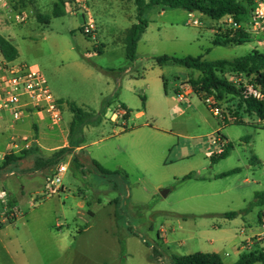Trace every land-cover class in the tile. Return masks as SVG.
<instances>
[{
    "label": "rangeland",
    "instance_id": "374dc122",
    "mask_svg": "<svg viewBox=\"0 0 264 264\" xmlns=\"http://www.w3.org/2000/svg\"><path fill=\"white\" fill-rule=\"evenodd\" d=\"M60 6L62 16L55 17L47 6L45 19H36L28 27L11 21L15 30L28 34L21 45L22 59L45 75L59 98L67 126L73 114L66 104L90 109L85 103L92 102L95 90L102 89L111 104L104 119L108 133L103 137L111 134L113 110L122 104L118 95L112 98L107 94L112 76L123 89L124 104L132 108V116L123 119V127L119 122L118 127L125 131L123 141L98 142L101 135L87 137V143L94 144L81 153L85 157L83 171L70 168L68 181L78 184L76 197L88 203L84 209L77 208L72 198L62 208L59 195L42 196V175L26 173L19 180L21 175L10 174L15 167L3 162L0 264H173L172 255L203 250L207 238L191 236V230L208 229L211 222L219 225L224 214L248 209L255 191L264 190V123L247 112L239 97L227 96L222 101L223 113L225 118H233L236 110L237 119L247 123L223 122L196 95L177 102L174 85L184 67L172 62L159 65L157 57L233 60L254 50L264 53V34H249L240 45H223V38L207 28L210 20L203 14L195 12L206 27H194L188 24V11L155 6L143 14L148 28L136 60L131 61L126 57L121 27L127 26L126 14L132 7L122 12L115 5L110 16L99 18L97 33L105 45L99 53L98 41L83 33L82 16L74 14L68 3ZM99 67L116 73L106 74ZM230 72L221 75L225 78ZM198 78L192 76L189 82ZM138 112L143 115L135 117ZM216 129L231 147L226 158L213 162L218 154L213 145ZM104 150H114L112 157L123 158V170L117 175L105 176L93 163L94 157H103ZM253 158L259 164L251 165ZM204 166L207 171L202 175L216 174V179L182 181L188 175L195 178L192 170ZM235 168L240 171L220 177ZM163 190L169 193L163 196ZM259 210L254 207L228 219L231 232L255 227ZM162 238H167L166 244ZM3 243L10 248L11 257ZM258 247H262L260 242L252 248Z\"/></svg>",
    "mask_w": 264,
    "mask_h": 264
},
{
    "label": "crops",
    "instance_id": "0c3cea01",
    "mask_svg": "<svg viewBox=\"0 0 264 264\" xmlns=\"http://www.w3.org/2000/svg\"><path fill=\"white\" fill-rule=\"evenodd\" d=\"M61 1L62 0H5L4 2H0L1 3L0 4V35L6 38L7 40H9L17 48L19 52L18 58L10 62L11 64L25 63V60L22 59L21 45L28 36V34H26L25 32H22L21 30L17 31L11 26L13 25L11 21H13L15 25L19 26L18 24L15 23V19H14L15 14L22 10H32L33 15L30 18V20L26 24L19 26L22 28L28 27V25H31L33 21L36 19H40V20L45 19L43 16V11L46 9L47 6L52 7L53 15L56 12V10L58 14H61L63 10L56 9L57 8L56 6H59V8H61L60 6L62 4ZM87 1L90 7L92 8L93 16L97 21L98 28L100 27L99 18L100 17L103 18V16H110L111 10L115 5L122 12L131 9L132 7V11L129 13L127 12L126 14L127 17L125 21L127 20V26L124 28L123 26L121 27L123 34L122 42L124 44V37L126 30L138 22L137 8L133 0H116L115 4L110 2V0H87ZM79 21L81 24L82 19L79 18ZM144 35L145 33L143 34V36ZM143 36L138 42V46L139 43L142 41ZM98 43L99 46L96 47V49H100V51H102V49L104 50L105 45L101 39V35H98ZM0 59H3V57L0 56ZM193 71L194 70L187 69L185 67L179 69L180 77L178 78V81L174 85V91L176 92V94L180 91V88L183 84L189 82L190 77L193 76L197 78L200 76V73L198 71H196L197 72L196 75L192 73ZM115 73L116 72H114L113 74ZM113 78L114 77L112 76V78H109L110 80L108 79L109 82L106 89L107 94L110 95L112 98L114 97L117 88V83L115 81L116 78L114 79ZM162 82H165L164 78H162ZM191 96H193V94H191L189 98H191ZM56 98L59 99L58 97ZM118 100L122 102L121 106L128 111V116L124 118V120H129L132 116V108L124 104L125 100L123 99V89H120V92L118 94ZM176 100L177 102H179L178 99ZM85 104L87 107L91 106L89 107L90 109H87L86 111L89 110L88 112L93 113L94 121L83 128V135L81 140L82 143L80 145H76L75 143L71 142L69 139V128L72 119L68 123L69 124L68 126L64 118L62 124L59 127L52 128L48 123L47 116L37 112L32 108H26V113L24 117L16 122L13 121L11 114L8 112H3L0 118V150L1 151L8 150L14 138L26 137V138H34L35 140V142L32 144V147L36 149L33 154L24 155L22 154L23 151L20 152L16 151L12 154V156H15L19 159L12 162L9 165H5V166L15 167V169L11 171L10 173L11 175L19 174L21 175L19 180H22L24 178V174L26 173H29L31 175L40 174L42 175V184L44 187L47 179H49L53 174V171L57 166V164L66 163L68 165V171L63 177L64 191L62 194L58 196L59 199L61 200L60 202L62 204V208H65L66 201L69 200L70 198L73 199L72 201L76 202V207L79 209H84L86 206H88V203L85 200L83 199L80 200V198L76 197L75 193L80 191L78 184L75 181L73 182L68 181V173L72 166L81 172L84 169L83 161L85 157L83 158L81 153L84 150L88 149L90 146H92V144H94V143L88 144L87 137H92L94 135H101L102 138L99 139L98 142L111 140V139H115V141L120 142L123 141V133L125 132L123 131V128L118 127L120 121H122L120 126L123 127V118L112 115L110 119L111 134L107 135L106 137H103L104 132L105 133L107 132L106 127H108L107 126L108 124L104 121L105 113H107L110 110L111 104L109 102V98L104 95L102 89L95 90V96L93 101L87 102ZM66 105L69 109V105L68 104ZM236 112H237L236 110L232 112V114L234 115L233 117L234 121L240 123H247L246 120H244L243 122L239 121V119H237V116L234 114ZM142 115L143 112H138L135 114V117H140ZM71 116L73 118V115ZM218 130L220 129H216L215 131H213V133L215 132L219 133L217 132ZM63 148H70L72 152L66 155L65 158L61 159L60 162L57 163L56 165L46 166L45 161L51 158L54 152ZM118 150L122 151L120 146ZM114 152L115 151L112 150V152L108 153L107 150H104L102 153L103 157L101 158L94 157L93 163H97L101 168L110 172L123 170V158L112 157L115 155ZM86 159H91V158H86ZM2 164L3 162L0 163V169L2 167H5L2 166ZM109 164L115 167H110ZM206 171H207L206 166L200 169L192 170V173L196 172V175L195 178H190L189 181H195V182L206 181L207 180L206 178H209V180L212 181L216 179V177L218 176L216 174L213 175L211 174L209 175V177H204V175L202 174L203 172ZM5 192L7 193V191ZM256 192L257 191H255V193ZM15 209L17 210L16 206ZM89 213L92 215L90 210ZM263 215H264V206H260V210L258 212V224H256L255 227H250V226L242 227L238 232L235 233L231 232V228L228 225L232 221H229L228 220L229 218H225V220L221 221L219 225H216L214 222H211L208 226V229L191 230L190 234L191 236H199L200 239H202L203 237L207 238V241L202 244L204 246V249L199 252L216 253L220 255V257L222 258L225 264L227 259L231 260L229 264H234L239 259L240 255L244 252L241 246L245 241V239L258 236L264 232ZM3 226L4 224L0 221V229L3 228ZM161 240H162V244H166L167 238ZM2 245L5 252L8 255L10 254L11 257L10 248L6 246V244L4 243Z\"/></svg>",
    "mask_w": 264,
    "mask_h": 264
},
{
    "label": "trees",
    "instance_id": "16d2710c",
    "mask_svg": "<svg viewBox=\"0 0 264 264\" xmlns=\"http://www.w3.org/2000/svg\"><path fill=\"white\" fill-rule=\"evenodd\" d=\"M133 2L137 8L138 22L126 30L124 37L126 57L131 61L136 60L138 42L148 27V22L143 19V14L145 10L151 7L160 6L165 9H184L188 12L195 11L212 19H219L226 14H233L238 18L245 14L248 10V5L244 0H133ZM61 3L64 4L65 2L61 1ZM56 7V9H61L59 6ZM62 15L63 11L61 14H58L57 10L54 13L55 17ZM247 36L248 35H244L242 32H239L232 39L223 36L217 37L223 38V42L221 43L223 45H240L245 42V38ZM0 50L4 59L8 62L16 60L19 56L17 48L1 35ZM97 51L101 53L100 49H97ZM168 62L176 63L187 69L198 71L200 73L199 78L191 82L196 91H206L210 94H214L221 101L225 100L227 96L239 97L243 105H245L248 113L251 115H257L261 120L264 119V102L255 99H243L241 91L230 84L221 75L228 69L231 72L234 71L243 73L248 78L249 82L254 83L264 93V53L254 50L245 56L238 57L233 60H219L211 62L204 60L203 56L177 57L163 55L157 57V63L159 65H163ZM99 69L106 74L116 72L111 68L99 67ZM119 90L120 86L117 85L115 96L118 95ZM145 100V97H142V101L145 102ZM68 105L73 114V119L69 128V139L76 145H80L82 143L83 128L94 121L93 113L88 112L75 104ZM234 114L236 115V113ZM230 147V144H227L224 152L217 154L214 158H212V161L215 162L218 159L226 158L230 154ZM35 150L36 149L31 147L28 150H24L22 154H33ZM71 152L72 150L70 148H63L54 152L51 158L45 161L46 166L56 165L61 159L65 158V156ZM18 159L19 158L12 155L8 156L5 160V165H9ZM256 164H259L258 159L253 158L251 165ZM95 165L98 167L97 163H95ZM99 171L103 175L110 177L119 173L118 171H106L100 166ZM239 171V168H235L227 173H224L220 177H227L232 174H236ZM190 178V175L185 176L182 178V181H186ZM260 206H264V190L257 191L255 193L254 199L250 202L248 209L242 212H229L224 214V217L232 219L240 213L249 212L254 207ZM171 259L173 264H225L220 255L216 253L195 252L183 256L172 255ZM234 264H264V247H258L251 251L243 252Z\"/></svg>",
    "mask_w": 264,
    "mask_h": 264
},
{
    "label": "built area",
    "instance_id": "2783aa9c",
    "mask_svg": "<svg viewBox=\"0 0 264 264\" xmlns=\"http://www.w3.org/2000/svg\"><path fill=\"white\" fill-rule=\"evenodd\" d=\"M4 1L0 0V2ZM244 1L248 5V10L245 14L238 18L233 14H226L219 19L209 18L211 26L210 28L207 26V28L215 36H223L229 39L235 37L239 32H242L244 35L264 34V0ZM64 2L70 5L74 14L82 16L83 22L81 28L83 29V33L97 43V24L87 0H64ZM32 15V10L19 11L15 14V23L24 25L30 20ZM188 18L189 25L206 27L196 17L195 11L189 12ZM0 56L3 57L1 50ZM225 79L241 91L243 99H255L264 102V93L254 83L249 82L243 73L233 71L227 74ZM191 94L198 96L206 104L209 111L216 117L221 118L223 122H234L233 118H225L222 109L223 102L221 100L214 94L206 91H196L189 82L181 86L180 91L177 93V99L179 102L185 101ZM26 108H32L46 115L48 123L52 128L59 127L64 120L59 99L52 93L45 75L40 70L26 63L11 64L4 60L3 57V59H0V118L3 112H8L11 114L14 122L19 121L24 117ZM127 115L128 111L122 106L113 110V116L124 119ZM261 122L264 123V119ZM34 142V138H14L8 150H0V163L5 162L6 158L16 151L20 152L30 149ZM227 144V140L220 133H216L213 145L218 147V154L224 152ZM67 171L68 165L66 163L57 164L53 174L44 185L42 196L52 197L60 195L64 191L63 177ZM16 212L12 213L15 217ZM4 221H8V218H4ZM256 242H260L262 247H264V232L258 236L246 238L241 248L244 252L251 251Z\"/></svg>",
    "mask_w": 264,
    "mask_h": 264
},
{
    "label": "water",
    "instance_id": "95a60500",
    "mask_svg": "<svg viewBox=\"0 0 264 264\" xmlns=\"http://www.w3.org/2000/svg\"><path fill=\"white\" fill-rule=\"evenodd\" d=\"M168 193H169V190H163V191H162V195H163V196H166Z\"/></svg>",
    "mask_w": 264,
    "mask_h": 264
}]
</instances>
